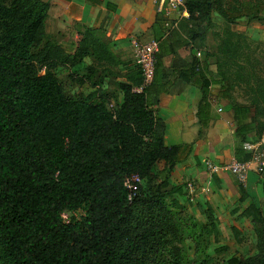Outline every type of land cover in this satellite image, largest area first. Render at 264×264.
Wrapping results in <instances>:
<instances>
[{
  "label": "trees",
  "instance_id": "obj_1",
  "mask_svg": "<svg viewBox=\"0 0 264 264\" xmlns=\"http://www.w3.org/2000/svg\"><path fill=\"white\" fill-rule=\"evenodd\" d=\"M185 5L197 27L190 37L202 41L213 12L233 23L259 19L264 9L263 0H186ZM51 8L49 0H0V264H190L178 242L186 232L197 244L196 224L178 199L187 193L185 185L173 184L171 177L192 144L167 145L165 122L156 114L169 82L158 77L163 57L176 48L160 42L152 81L146 84L140 69L121 82L123 99L115 110L99 89L70 98L52 69L56 59L92 54L114 61L115 55L98 29L87 27L76 54L60 57L45 28ZM234 36L227 35L218 48L219 73L236 123L235 157L245 161L251 158L245 142L259 125L264 128V66L258 67L264 43ZM240 57L254 68L250 104L234 101L226 83L230 60ZM176 71L201 89L198 116L207 126L203 112L214 80L206 58L195 54ZM133 173L157 182L149 193L141 185L130 201L124 180ZM212 177L220 186L216 172ZM237 183L245 201V186ZM207 207L213 212L209 202ZM198 208L205 212L201 204ZM241 216L256 223L258 252L232 257L228 264H264V205L252 202ZM212 227L218 238L215 222ZM200 256L201 264H214L204 251Z\"/></svg>",
  "mask_w": 264,
  "mask_h": 264
},
{
  "label": "rangeland",
  "instance_id": "obj_2",
  "mask_svg": "<svg viewBox=\"0 0 264 264\" xmlns=\"http://www.w3.org/2000/svg\"><path fill=\"white\" fill-rule=\"evenodd\" d=\"M52 7L54 8L53 10L51 9L45 24L49 42L51 41L56 47H60V57L62 55L74 56L79 49L83 34L78 37L74 31L67 36L69 37L67 38L64 33V28L66 26L67 28L78 30L80 33H83L85 28L76 25L71 21H66L61 17L59 20L57 14L60 12V9H58L57 4H52ZM249 23L250 22L246 23L245 20L231 23L226 21L224 17L222 18L220 16L214 18L209 30L212 37L211 46L206 45L205 47L203 44H200V47L203 48H201L203 58H206L209 64L210 76L215 82L220 83L217 88H221L220 85H222L220 82L221 75L219 73L222 63L218 48L222 44L223 38L232 34L234 40H236L237 37L234 36V34H243L249 39H254L261 44L264 43L263 38L253 37L248 29L250 28ZM66 30L67 29L65 28V31ZM98 35L101 36L100 32H98ZM144 43L145 42L142 44ZM142 44H139L138 50L135 53V59L130 61L124 62L117 55H115V60L112 61L99 59L97 56L88 54L81 59L76 57L71 61L58 58L55 60L56 64H54L52 69L58 75L63 84L64 92L68 97L78 98L99 89L107 95L108 108L110 110H115L120 106L123 99L120 83L129 80L130 75L141 69L138 61V51ZM200 47H198L197 50H199ZM195 54H197V52H195ZM256 56H259L258 53ZM240 64L246 68H242ZM263 66L264 62L258 64V67L260 68ZM227 76L229 79L226 83L229 84L233 100L242 104H250L253 99L250 85L255 79L252 64L243 60L242 57L231 59ZM220 91V93H222V89ZM217 92L218 91H216L215 96L211 99L214 102L223 101L220 98L218 99L220 96ZM226 101L229 106L230 102L228 100ZM260 127L262 126L259 125V127L250 134L249 140L264 139V128L260 130ZM229 160L230 158L227 159L223 165H228ZM208 162L222 165L220 163H215L212 159L206 160L205 167L210 174L214 172L208 166ZM218 173L233 174L229 169H222L221 171H218ZM259 175L260 177L259 179L257 177L256 181H252L251 178L250 182L248 180V184L245 186L247 198L245 201H241V192L238 186L235 188L226 181L223 185L217 186L212 176H209L204 180V183L187 177L181 179L175 177L173 172L171 177L172 183L184 184L187 191L185 195L178 196V199L186 206L185 213L192 217L193 222L196 224L194 232L198 237V243L195 244L191 237L186 238V232L184 238L178 242V246L182 248L190 264H201V251H204L205 254L210 256L213 259L214 264H228L229 259L232 257H248L255 255L258 252L256 223L252 218L242 217L241 213L252 202H255L260 206L264 205L262 185L263 174ZM156 182L155 178L152 179L145 177L142 182L144 192H151L154 185L156 187ZM189 184H191L192 187ZM209 197L212 198V201L208 199ZM208 202L212 205L213 212L208 210ZM199 204H201L205 212H200L198 208ZM213 222L216 223V226L220 231L218 238H216L214 234H211ZM187 249L189 252L188 254ZM187 255H189V257Z\"/></svg>",
  "mask_w": 264,
  "mask_h": 264
},
{
  "label": "crops",
  "instance_id": "obj_3",
  "mask_svg": "<svg viewBox=\"0 0 264 264\" xmlns=\"http://www.w3.org/2000/svg\"><path fill=\"white\" fill-rule=\"evenodd\" d=\"M49 1L57 4L60 9L57 14L59 20L61 17L83 28L98 29L101 38L109 45L114 55L124 62L135 59L139 44L153 39L162 42L165 49L169 48L170 44L176 48V52L163 57L164 66L158 77L162 82L166 79L169 82L156 105L157 116L165 122V143L167 145L192 144V152L185 153L177 164L174 171L175 177L192 178L204 183V180L212 176V173L210 174L205 167L206 160L212 159L215 163L223 164L227 159L235 156L236 124L227 99L222 97L221 88H217L220 83L214 81L209 88L207 96L209 108L203 112V117L209 118V122L207 126H203L198 116L199 103L203 97L202 91L198 85L179 79L176 71L190 63L195 52H202L200 44L205 47L206 45L211 46L210 29L206 32L204 41L201 38L191 39V30H197V27L190 21V13L181 8L165 15L161 10L163 3L160 0ZM159 16L161 19H158ZM211 16L212 22L214 18L222 17L217 12H213ZM243 20L246 23L250 22L248 29L254 38L264 39V9L259 19L249 21V19L240 18L237 21ZM65 28L66 37L74 31L78 37L82 34L78 30L66 26ZM170 31L173 35L166 38ZM198 47H200L199 50H197ZM200 59L201 61L205 59L203 53ZM216 91L220 96L218 99L223 101L214 102L211 99ZM217 175L221 185L226 181L237 188V179L233 174L217 172ZM257 177L259 179L260 175L250 173L249 182L250 178L256 181ZM208 199L212 201L211 197Z\"/></svg>",
  "mask_w": 264,
  "mask_h": 264
},
{
  "label": "built area",
  "instance_id": "obj_4",
  "mask_svg": "<svg viewBox=\"0 0 264 264\" xmlns=\"http://www.w3.org/2000/svg\"><path fill=\"white\" fill-rule=\"evenodd\" d=\"M163 3L162 11L165 15H169L173 11L184 8L188 9L185 5V0H160ZM168 25V24H167ZM160 42L157 39L150 40L141 45L138 51V61L140 63L145 83L148 84L152 81L155 71V64L157 61V53L159 51ZM202 52L199 51L197 56L201 58ZM244 150L250 154L251 158L248 160H239L235 156L232 157L228 165H216L213 162H208V166L213 172L221 171L222 169H229L237 181L246 186L248 184L249 175L252 172L262 174L264 171V139L248 140L244 144ZM143 178L138 173H133L126 176L124 185L128 191V199L133 201L137 196L142 185ZM191 186V184H189ZM192 187V186H191ZM81 213L80 211L74 212L75 215ZM69 212L63 213V218L69 221Z\"/></svg>",
  "mask_w": 264,
  "mask_h": 264
}]
</instances>
